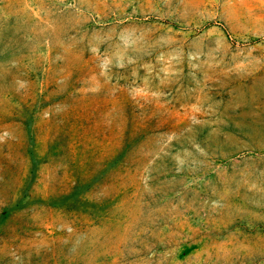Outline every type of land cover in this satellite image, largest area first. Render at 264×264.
<instances>
[{
    "label": "rangeland",
    "instance_id": "1",
    "mask_svg": "<svg viewBox=\"0 0 264 264\" xmlns=\"http://www.w3.org/2000/svg\"><path fill=\"white\" fill-rule=\"evenodd\" d=\"M0 264H264V0H0Z\"/></svg>",
    "mask_w": 264,
    "mask_h": 264
}]
</instances>
